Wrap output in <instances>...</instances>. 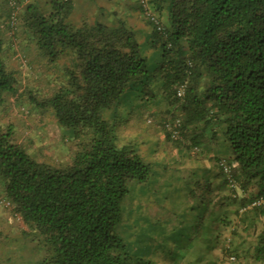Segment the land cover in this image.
<instances>
[{
  "label": "trees",
  "instance_id": "trees-1",
  "mask_svg": "<svg viewBox=\"0 0 264 264\" xmlns=\"http://www.w3.org/2000/svg\"><path fill=\"white\" fill-rule=\"evenodd\" d=\"M10 1L0 0V114L27 95L79 142L55 166L0 122V197L14 208L0 207L43 238L45 263L264 264V205L250 208L264 196V0H146L162 31L141 0V30L123 18L74 22L90 0H12L13 25ZM91 1L96 15L132 11ZM30 50L60 72L59 89L26 87ZM179 179L172 205L146 202Z\"/></svg>",
  "mask_w": 264,
  "mask_h": 264
},
{
  "label": "rangeland",
  "instance_id": "rangeland-1",
  "mask_svg": "<svg viewBox=\"0 0 264 264\" xmlns=\"http://www.w3.org/2000/svg\"><path fill=\"white\" fill-rule=\"evenodd\" d=\"M111 0H101L104 7H115L114 3L111 4ZM125 6L130 7L131 13H120L115 15L114 13H107V11H102L101 13H94L92 10V1L90 3L79 2V6L83 7L88 11V13L75 14L73 18L74 22L77 23L76 18L79 20H85L88 18L91 22L108 23V24H118L120 19L131 23L137 30L145 29L147 23L142 13H137L135 10L138 8L137 0H118ZM110 5V6H109ZM143 38L145 37L142 34ZM21 53L26 54L29 48L26 43L20 41ZM143 46V50L148 52ZM31 52V50H30ZM29 55V54H26ZM17 57L13 56V61H18ZM28 59V66L24 68L26 81V87L38 89L39 91H54L59 89V76L61 75L59 71L48 70L45 66L35 63L33 60V53H30ZM150 64H154V57H150ZM28 76H30L28 80ZM45 92V93H46ZM129 92L124 96V100L127 99ZM165 110L164 108H162ZM163 112L162 114H164ZM161 114V115H162ZM147 122L153 132H160V126L156 119L148 115L145 116ZM0 122L3 124L12 123L17 131V139L21 145H23L33 156L43 162L50 163L55 166H62L66 163H70L77 150V145L79 142L74 139L71 131L61 128L54 116L50 111L41 112L36 110L34 106L30 103L29 97L27 95L19 97L15 102L9 101V107L7 112L0 114ZM129 131H140L134 128L128 129ZM221 147V144H218ZM214 152L219 151L217 144L213 145ZM221 151V150H220ZM225 154V153H224ZM230 156V155H228ZM223 161L231 167V162L229 157H224ZM191 167H188V172L191 171ZM190 169V170H189ZM187 175V174H186ZM182 183L179 179L177 183H170L167 187H161L158 185L154 186L157 194L151 195L149 191L145 193L144 198L146 202H149V198L152 197V202L154 204L159 203V201L166 203L170 200V205L174 203L172 200L175 193L179 191L180 184ZM160 190V191H159ZM175 191V192H174ZM260 197L258 193L255 198ZM252 199V201L254 200ZM169 202V201H168ZM139 209L144 208V203L141 201L138 203ZM217 229V228H216ZM50 250L48 245L44 242L43 238L38 236L36 233L32 232L23 222V220L5 208L0 207V264H47L50 257ZM226 262L225 264H229Z\"/></svg>",
  "mask_w": 264,
  "mask_h": 264
},
{
  "label": "built area",
  "instance_id": "built-area-1",
  "mask_svg": "<svg viewBox=\"0 0 264 264\" xmlns=\"http://www.w3.org/2000/svg\"><path fill=\"white\" fill-rule=\"evenodd\" d=\"M142 3L144 4V7L147 9V15L159 26V29L162 31L164 30L163 26L160 24V22L157 20V18L148 11V5H147V2L146 0H141ZM12 6H14L15 8V11L13 12V17H12V24L14 25L15 22H16V16L18 14V11H17V5L14 1H10ZM185 92H186V88H182L180 89L179 91V96L180 97H184L185 96ZM178 133L177 132H174V136H177ZM221 166L222 168L224 169L225 173L227 174L228 176V180H229V186L230 188L233 190L234 192V197H241L243 196V191L240 189V186L237 184L235 178H234V175H233V172H232V168L227 164L226 161H222L221 163ZM0 205L8 208V209H13L14 207L12 206V204L1 198L0 197ZM264 205V196H260L256 199H254L250 205V208H255V207H260V206H263Z\"/></svg>",
  "mask_w": 264,
  "mask_h": 264
},
{
  "label": "crops",
  "instance_id": "crops-1",
  "mask_svg": "<svg viewBox=\"0 0 264 264\" xmlns=\"http://www.w3.org/2000/svg\"><path fill=\"white\" fill-rule=\"evenodd\" d=\"M252 253V252H251ZM250 257V256H249Z\"/></svg>",
  "mask_w": 264,
  "mask_h": 264
}]
</instances>
